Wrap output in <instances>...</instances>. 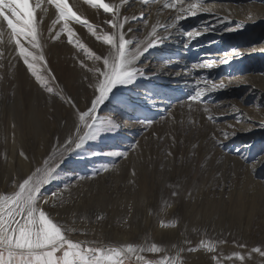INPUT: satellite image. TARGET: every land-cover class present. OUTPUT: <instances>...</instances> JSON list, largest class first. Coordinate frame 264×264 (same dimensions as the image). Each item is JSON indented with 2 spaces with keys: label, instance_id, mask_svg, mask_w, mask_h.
<instances>
[{
  "label": "rangeland",
  "instance_id": "1",
  "mask_svg": "<svg viewBox=\"0 0 264 264\" xmlns=\"http://www.w3.org/2000/svg\"><path fill=\"white\" fill-rule=\"evenodd\" d=\"M30 1H22L27 4L26 13L31 10ZM190 2L195 0H179L178 4L187 8ZM0 3L2 15L4 0ZM15 3L21 5L18 0ZM202 8L228 20L212 13L194 17L179 27L181 44L162 40L145 52L136 65L143 74L132 84L117 85L98 109V127L105 130L66 156L60 176L47 186L48 194L64 189L62 205L51 211L62 224L76 228L74 240L145 249L126 258L125 264H137L140 255L149 261L174 256L182 240L184 248L189 247L186 241L196 248L202 239L216 245L214 254L221 257V264H264V256L252 251L264 250V166L255 167L264 159V0H201L199 12ZM145 15L132 19L128 10V23L134 27L130 50L145 39L149 25ZM77 17L79 21L71 20L78 22L72 44L67 38L60 41L50 33L42 35L47 26L35 24L47 65L56 78L54 88L64 89L61 95L72 96L84 108L93 95L88 83L95 79L88 69L102 65V59L96 61L89 52L106 55L110 47L92 36L85 23L92 24L101 37L115 29L108 23L112 13ZM217 24L220 29L215 28ZM205 27L210 31L204 33ZM193 30L201 35L189 38ZM20 40L29 47L27 37ZM11 43L12 49L4 48L6 52L5 44L0 46V192L11 190L13 180L36 167L56 138L66 135L73 119L67 103L37 85L22 59L17 60L18 49ZM176 58L184 61L180 72L185 79L180 82L168 70V63ZM209 62L216 67H193ZM205 78L224 87L206 93L200 101H190L197 91L196 81L203 87ZM114 125L118 126L112 130ZM169 151L172 156L167 155ZM20 152L29 159L24 160ZM111 152L128 155L119 158ZM105 165L108 170L99 171ZM251 168L256 171L255 180L248 174ZM81 176L86 179L80 180ZM177 188L180 196L174 198L171 193ZM173 220L178 223L168 236L161 224ZM235 234L234 242L230 236ZM152 244L168 251H146ZM235 252L246 259H237ZM214 254L198 249L183 252L181 259L185 264H214Z\"/></svg>",
  "mask_w": 264,
  "mask_h": 264
},
{
  "label": "snow or ice",
  "instance_id": "2",
  "mask_svg": "<svg viewBox=\"0 0 264 264\" xmlns=\"http://www.w3.org/2000/svg\"><path fill=\"white\" fill-rule=\"evenodd\" d=\"M89 2L91 3L92 0ZM143 2L145 4L155 3L156 0H143ZM45 3L48 8L52 7L53 4L55 5L58 19L64 21L61 31L67 32V42L72 44L75 33L68 21L72 19L79 21V17L64 0H34V6L28 13L25 12L27 4L17 5L15 0H4L3 14L0 15V36L6 28L10 33L9 42L14 41L15 47L18 49L17 60L22 59L23 65L26 66L25 70L34 77L37 85L49 96L56 95L62 102L69 105L73 117L72 127L65 136L56 138V143L51 148L50 153L36 167L24 176L12 181L11 190L0 192V264H125L126 258L138 252L142 253L145 249L133 244L109 247L96 241L74 240L72 233L76 231V228L62 224L51 211L58 204L62 205L61 193L64 189L60 188L48 194L47 186L60 176L59 169L66 156L82 148L87 141L96 139L97 133L105 130L98 127L100 124L98 109L117 85L132 84L137 75L143 74L142 69H137V62L145 52L160 44L166 35L158 33L157 25H152L151 32L147 34L145 39L139 40L135 50H130L129 45L133 39L126 38L123 31L124 22L120 20L118 6L107 2L99 3L98 7H101L105 13H112L113 19L109 20L108 23L115 31L106 32L102 37L97 36L93 25L85 23V27L92 36L98 40L102 39L103 43L110 47L106 55L103 53L95 55V53L89 52V55L96 61L102 59V65L95 69H88L95 77L88 83V87L93 89V95L88 104L81 108L75 98L60 94L64 89L61 88L57 91L53 86L56 83V78L47 65L45 51L38 39L37 27L33 20V14L36 10H45ZM164 7L176 9L172 22L163 26V33L169 34L170 29L176 28L177 24L184 20L185 15H197L201 8V0H195L187 8L182 3L176 4L172 0H166ZM128 19V17L124 18L125 21ZM220 19L227 21L228 17L225 16ZM24 20L27 23L22 22ZM127 31L131 33L133 28L129 26ZM209 31L210 29L207 27L203 29L204 33ZM187 35L189 38H194L201 35V32L193 30ZM21 36L27 37L29 47H25L21 43ZM53 39L58 40L59 34ZM78 46L84 48L83 44ZM0 67L3 65L0 64ZM193 67L195 69H212L216 65L209 62L198 63ZM205 80L207 82L203 87L200 86L199 81H196L197 91L189 98L190 101H200L206 93L215 92L224 87L214 84L206 78ZM189 107L191 108L192 104H189ZM205 111H208L207 106H205ZM208 119L211 120L213 117L209 116ZM107 123L112 124L113 122L108 120ZM152 123L153 121L146 124L150 126ZM117 126L114 125L112 130H115ZM12 128L15 130L16 125L13 124ZM225 135L227 134L225 133ZM213 142H218L215 137H213ZM174 144L175 138H173ZM137 147H139L138 144ZM197 147L198 145H193L194 149ZM19 155L24 160L29 159L24 152H20ZM109 155L125 158L128 153L111 152ZM167 155L172 156L173 154L169 151ZM112 169L115 171L117 165L113 164ZM107 170V165H105L99 171ZM132 175L135 176L134 170ZM79 179L84 180L86 178L81 176ZM188 195L191 196V192ZM171 196L178 198L180 196L179 188L172 191ZM97 219L103 220L104 217L98 216ZM177 223V220H173L167 224L162 223L161 227L175 228ZM194 230L199 231V229ZM185 243L189 247H176L174 256L165 255L159 260L149 261L140 255L137 256V264H185L181 259V254L185 251L193 252L203 249L208 253L216 252V245L209 240L202 239L196 248L190 246L191 241ZM240 247H244V245H240ZM146 251L161 253L167 252L168 249H162L152 244ZM252 251L264 256V250L260 248H254ZM233 255L241 261L246 259L240 252H235ZM212 260L214 264H221V257L218 255L214 254Z\"/></svg>",
  "mask_w": 264,
  "mask_h": 264
},
{
  "label": "bare ground",
  "instance_id": "3",
  "mask_svg": "<svg viewBox=\"0 0 264 264\" xmlns=\"http://www.w3.org/2000/svg\"><path fill=\"white\" fill-rule=\"evenodd\" d=\"M23 1V0H22ZM21 0H18L19 3L24 4ZM203 1V0H202ZM32 4L29 5V8L32 9L34 6V0L30 1ZM64 2L67 3L68 7L76 13L77 16H81V17H87L90 16L91 18H95L98 16H103V11L101 10L100 7H98L99 3L97 2V0H92V2L90 3L89 0H64ZM103 2H107L109 4H116L119 8V14H120V20L121 22H124V29L123 31L126 34V38H130L131 33H129L127 31V29L129 28V23L128 20L125 21L124 18L127 17V13L128 10L131 11L133 13V17L135 18H143L144 14L145 15V19H147L146 23H149V25L147 26L144 34L147 36L148 33L151 32V26L152 25H157V32L158 33H162L163 35H166L163 38V41L165 43V41L167 43H170L172 45H179L181 44V37L183 36L182 34H179V27H182V23L187 22L190 23V21L192 20V18L194 19H200V18H204L205 16L208 17V15H210V13H212V15L214 14L215 16H219L221 15L218 12H211V11H206V10H201V12H198L196 16H185L184 20L180 21L176 28L174 29H170L169 34L167 33H163V26L165 24H170L172 22V20L174 19V15L176 12L175 8L169 9L164 7L166 0H156L155 3L153 2H149L147 4H145L143 2V0H103ZM173 3L178 4L179 0H172ZM26 3V2H25ZM96 3V5H95ZM191 3V2H190ZM187 4V3H186ZM185 4V5H186ZM189 5V3H188ZM187 5V6H188ZM1 6V3H0ZM253 7V6H252ZM186 8V7H185ZM262 8V7H261ZM205 9V8H204ZM26 10V9H25ZM257 11V10H256ZM262 10H258V12H261ZM29 12V11H28ZM217 13V14H215ZM259 14V13H258ZM264 14V12H263ZM222 16V15H221ZM130 17V16H128ZM106 18V17H105ZM107 18H111V17H107ZM214 18V17H213ZM219 18V17H218ZM113 19V18H112ZM210 19V18H209ZM220 19V18H219ZM33 20L34 22L37 23V26H41L42 28H44L45 26H47L46 28V32L43 33V31L41 32L42 35H45V33H50L52 34L53 37H55L57 34H59V39L60 41L65 40V38H67L66 35V31H61L62 27H63V23L64 21L59 20L58 19V12L55 9V5L53 4L52 7L48 8L46 6L45 3V10L41 11V10H36V12L33 14ZM132 20V19H131ZM130 20V21H131ZM96 21V20H95ZM208 22V20H206ZM69 26L72 27L74 30H78V22L75 21H68ZM225 24V23H224ZM184 25H188V24H184ZM190 26V25H189ZM218 26L220 25H215L216 29H220L218 28ZM133 29L134 27L131 26ZM9 35L10 33L8 32V30L5 28L3 30V34L1 36V43L0 46H5L6 47H2L3 50L9 48L8 50L12 49V43L9 42ZM145 36V37H146ZM189 39V38H188ZM5 42V43H3ZM14 44V41H13ZM58 45H62L61 43H59ZM5 48V49H4ZM6 52V50H5ZM10 52V51H9ZM14 53V50L12 51V55ZM7 54V53H6ZM11 55V56H12ZM184 61H182L180 58H176V60L171 61L170 63H168V70L169 73H171V75L173 76V80L175 82H180L185 76L183 75L182 72H180V67L183 66ZM167 70V69H166ZM187 77V76H186ZM185 79V78H184ZM183 79V80H184ZM188 80V78H186ZM186 80V81H187ZM20 97V96H19ZM21 99V98H20ZM35 100V99H34ZM20 102V101H19ZM35 102V101H34ZM37 106V105H36ZM34 110V109H33ZM263 114V113H262ZM261 116V115H260ZM100 121V120H99ZM101 124V121H100ZM99 124V125H100ZM98 125V126H99ZM14 145V144H13ZM15 147V146H14ZM14 150V149H13ZM21 159V158H20ZM13 160V155L10 158V162ZM263 167L264 166V159L262 161L259 162V164H257L255 167ZM248 169V168H247ZM246 169V170H247ZM251 175V177L254 179V177L256 176V171L251 168L248 171ZM149 211V210H148ZM155 215V214H154ZM148 219V218H147ZM72 221V220H71ZM147 223V222H146ZM70 225V224H69ZM147 226V225H146ZM136 227V226H135ZM205 228V227H204ZM199 229V231H204L203 228H197ZM160 230V229H159ZM160 234H163L162 230H160ZM165 233H167V235L169 236L170 233L172 232L174 234L173 229L170 230L165 228V230H163ZM198 233V232H197ZM126 234V233H125ZM182 234V233H181ZM203 235V234H202ZM223 235V234H222ZM247 235V234H246ZM237 235H233L230 236V240L231 241H236ZM124 239V238H123ZM187 240V239H186ZM243 240V239H242ZM247 241V240H246ZM193 242V241H192ZM182 247L185 246V244L183 243L182 240ZM169 247V246H168ZM235 248V247H234ZM234 248L231 247H225L224 249L226 250H233ZM214 254V253H213ZM188 257V256H187ZM261 259V258H260ZM255 261V260H254ZM197 262H200L199 259H197ZM212 262V260H211ZM195 263V262H194ZM203 263V262H202Z\"/></svg>",
  "mask_w": 264,
  "mask_h": 264
}]
</instances>
